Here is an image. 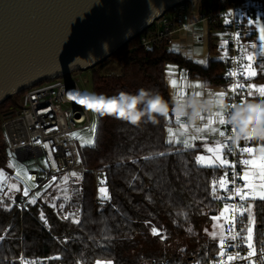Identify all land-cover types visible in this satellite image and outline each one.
Returning <instances> with one entry per match:
<instances>
[{
	"label": "trees",
	"instance_id": "obj_1",
	"mask_svg": "<svg viewBox=\"0 0 264 264\" xmlns=\"http://www.w3.org/2000/svg\"><path fill=\"white\" fill-rule=\"evenodd\" d=\"M221 7L219 0H204L201 8L211 13ZM208 25L209 50L215 51L222 40L220 25L213 21ZM150 29L88 68L94 101L101 95L112 97L120 91L135 94L144 88L158 93L171 107L165 75L168 63L187 69L208 86L226 85L224 61L210 59L207 65H200L170 50L164 40L146 46L141 36ZM112 63L118 65L119 72L102 71L103 66ZM253 80L264 81V72L246 82ZM18 96H10L0 104V168L9 164L1 123L14 113ZM166 126L164 117H158L155 124L134 126L96 111L94 142L79 145L80 159L88 171L69 202V207L76 209L73 214L79 223L64 219L62 210L40 196L24 211L0 200V264H21V256L24 264H96L97 260L112 264H190L213 258L219 242L206 237L204 230L212 223L211 217L222 210L221 191H217L216 198L212 196V183L220 179L222 168H202L195 162L196 148L168 144ZM95 170L106 174L110 200L95 203ZM253 204L254 239L261 244L264 201ZM41 212L47 223L41 220ZM242 218L246 231L247 212ZM153 227L160 235L152 234Z\"/></svg>",
	"mask_w": 264,
	"mask_h": 264
},
{
	"label": "built area",
	"instance_id": "obj_2",
	"mask_svg": "<svg viewBox=\"0 0 264 264\" xmlns=\"http://www.w3.org/2000/svg\"><path fill=\"white\" fill-rule=\"evenodd\" d=\"M219 1L222 7L211 13H206L201 8L204 0L181 1L157 19L151 25V29L141 36V39L146 46L154 40H164L168 46H171L174 42L175 32L183 27L187 14H192L197 20L205 21L208 24L211 21L219 23L218 32L222 36V43L220 48L212 52L211 58L226 63L223 72L226 85L223 86V89L226 93L224 111L227 120L229 111L235 108L230 106H240L243 99L244 88L238 89L235 93H232L230 89L232 85L237 83L243 84L245 87L247 79L241 74L244 60L247 55L256 51V48H252L253 42L250 36L248 37L252 30H248V26L253 25L258 19H264V2L263 0ZM250 21L252 23H249ZM238 35L239 40H237ZM225 51H227V57L224 56ZM229 71H236L238 75L230 77L227 75ZM87 79L72 73L70 76L41 81L19 93L16 98L17 106L14 113L5 117L1 123L8 148L6 160L10 162L17 159L26 164L33 159L34 166L29 169V175L34 177L30 181L34 189L31 190L27 198L22 196V191L9 196L6 184L0 183L1 201H6L10 205H17L21 211H24L27 209V205L25 206L23 202L29 200L30 196L40 190L53 176L63 179L65 175L69 177L67 182L64 181V184L72 197L83 185L88 169L80 159L77 135L90 133L93 130V123L87 105L80 104L78 101L87 100L82 85L83 80L86 81ZM231 128L230 124L224 127L226 136L233 135ZM72 133L77 135L74 137L71 135ZM37 140L40 141L39 144L36 142ZM44 143H48L49 148L45 149ZM226 144L224 157L231 162H236V170L240 172L243 166L239 164V160L242 158L239 148L243 147L244 144L241 139L239 141L228 140ZM53 148L56 149L55 152H53ZM228 148L233 149V152L229 153ZM66 153L70 155H66ZM243 158H247V155L244 154ZM26 165L27 167L30 166L29 164ZM224 171L223 168L220 170L219 178L223 176ZM227 171L228 179L231 180V168ZM72 172H76L77 177H72ZM94 179V201L95 203L104 202L99 198L98 189L101 187L100 181L102 179L107 180L106 174L103 171L95 170ZM237 183L242 182L238 180ZM229 187L231 188V185ZM226 195L221 191L220 197ZM222 200V209L225 203H240L238 197L235 200ZM242 230L243 218L240 215L235 216V222L231 229H229V222L225 221L224 238L227 244L238 245L235 248H228V255L237 253L240 256L247 255L249 251L247 243L241 239V236H246L247 232H242ZM231 235H237V239L233 241L230 238ZM251 242L255 255L248 260H234L230 264H264V239L261 244L256 243L254 227ZM219 252L220 248L214 257L207 262H191L190 264H219ZM224 260L226 261V256ZM20 262L24 264L23 256L20 257Z\"/></svg>",
	"mask_w": 264,
	"mask_h": 264
},
{
	"label": "water",
	"instance_id": "obj_3",
	"mask_svg": "<svg viewBox=\"0 0 264 264\" xmlns=\"http://www.w3.org/2000/svg\"><path fill=\"white\" fill-rule=\"evenodd\" d=\"M185 0H0V104L103 62Z\"/></svg>",
	"mask_w": 264,
	"mask_h": 264
},
{
	"label": "snow or ice",
	"instance_id": "obj_4",
	"mask_svg": "<svg viewBox=\"0 0 264 264\" xmlns=\"http://www.w3.org/2000/svg\"><path fill=\"white\" fill-rule=\"evenodd\" d=\"M249 23H252L251 21ZM259 39L261 41H264V26H261L259 28ZM239 35L237 36V40H239ZM225 44H227V41H225ZM256 45L252 44V48H255ZM224 56L227 57V51H225ZM253 59L252 54H249L247 56V60L250 62L243 66L242 75L245 77V79H248L250 77H254L257 75L256 71L253 70L251 61ZM203 63V61H201ZM169 74H172L171 67L169 68ZM230 77H236L238 73L236 71H229L227 73ZM171 85L173 88L176 87L177 81L176 79L171 80ZM194 87L199 88L200 85L197 84ZM244 85L237 83L232 85L230 91L232 93L237 92L238 89H243ZM255 94H258L259 97H264V87H257L255 84H249L248 85V96H254ZM183 92L181 91L179 93V98L182 100L183 98ZM195 96H200V92H195ZM225 92H217L216 96L220 97V100L217 102L221 108V111H218L214 113L212 116L207 117V122L203 123L202 127H194V133L190 136L189 139H186L183 141V145L185 147H192V145L189 143V140L196 141L197 139L204 140V149L205 152L210 155L200 154L196 156V164L202 168H211V169H217V168H223L225 169L223 176L217 181L214 180L212 183V196L216 198L217 191H222L226 193L227 195L224 197H219L221 199L226 200H235L237 197L239 198L240 203L239 204H229L225 203L223 209L221 210L220 214L218 216H212L211 219L213 221L219 222L221 219H224L226 222H229V229H231L232 225L235 222V216L240 215L241 217L244 216L245 212H247L249 220H248V226L246 227V236H241V239L244 240L247 243V247L249 249L246 256H240L239 253L235 255H228L227 249L228 248H235L238 247V245L232 244L229 245L226 242V239L224 238L223 234L220 235L219 239V264H230V262L242 259V260H248L252 256L255 255V250L253 248L252 244V233H253V227L255 224V216L253 213V202L256 200L264 201V147H260L259 149L251 146H243L239 148V151L241 153L242 158L239 160V164L243 167L241 168L240 172H237V165L236 162H231L229 159L223 156V151L227 147L226 141L228 140H234L239 141L240 139H237L235 136V129L232 127L231 132L233 135L226 136L225 130H220V128L214 126L215 124H218L220 126H226L229 124L228 120L225 119V116L223 114V109L225 108V105L223 104V98L225 97ZM75 99V97H73ZM80 104H86L89 109H95L98 112H107L111 113L116 111L115 107L113 106L112 102H106L102 99H98L96 101H87L84 99H81L78 101ZM230 107H236L235 105H232ZM124 113L121 112V115ZM215 117V119L213 118ZM177 123L179 124V127L184 130L185 133L189 130V125L185 122L181 121L180 117H175ZM201 121L205 120V117L203 115L199 118ZM169 138L167 143L170 145L179 144L181 141L176 138V134L173 133L172 128H168ZM200 133H208V134H218L220 138H223L225 142H222L221 140L217 139L214 141L213 146H209L207 144V135H196ZM256 130L253 129L252 135L246 136L244 140L247 142L249 140H252L255 138ZM72 136H76V133H72ZM38 144L40 141H36ZM91 141H84L81 144V147L85 146L86 144H90ZM43 147L45 149L49 148L48 143H44ZM53 152L56 151L55 148L52 149ZM229 153L233 152V149L228 148L227 149ZM244 154H247V158H243ZM66 155H70L69 153H66ZM161 155H165L164 153H161ZM47 164V161L45 162ZM79 163V161H77ZM231 168L232 170V176L231 180L228 179V171L227 169ZM19 175V173H18ZM72 177H77L76 172L71 173ZM34 179L33 176H27L28 181H32ZM56 176H53L51 178V181L49 184L44 185V188H47L51 185V183L56 181ZM69 177L65 175L64 181L67 182ZM241 181L242 183H237V181ZM101 187H99L98 192L100 194L101 201H107L110 200L111 197L108 194L107 188H106V179H102L100 181ZM231 185V188L229 187ZM15 187V185H13ZM22 196L27 198L29 197V187H25L22 192ZM40 193L37 192L34 194L32 198H30L27 201H24V205L26 206L28 203L35 204L36 203V197H39ZM248 202V203H245ZM55 207V204L52 205ZM60 208H64V204H60ZM40 218L42 221L47 223L44 213H40ZM64 219L72 218L73 223H79V220L74 218L73 213H68L64 217ZM147 223V222H146ZM189 231H191L189 229ZM207 231V229L205 230ZM244 230H242L243 232ZM151 232L153 235H160L157 228L153 227L151 229ZM213 239L216 238L217 233L214 231L210 234ZM163 239V237H161ZM233 241L237 239V235H231L230 237ZM226 256V261L224 260V257ZM96 264H111V261H101L97 260Z\"/></svg>",
	"mask_w": 264,
	"mask_h": 264
},
{
	"label": "crops",
	"instance_id": "obj_5",
	"mask_svg": "<svg viewBox=\"0 0 264 264\" xmlns=\"http://www.w3.org/2000/svg\"><path fill=\"white\" fill-rule=\"evenodd\" d=\"M184 25L181 29L177 30L175 32L174 36V42L171 46H169V49L172 51H175L177 53H180L182 56H184L187 59H191L194 62L199 63L200 65H207L208 61L211 58V54L213 51L209 50V25L205 21L197 20V18L192 14H187L184 19ZM261 26H264V19H258L254 22L252 27V33L250 35V38L253 42V44L256 45V51L251 53L253 56V59L251 61L253 70L256 71L257 75L261 72H264V62L262 61L264 59V41H261L259 39V28ZM221 46V41L219 42ZM217 48V49H218ZM216 49V50H217ZM248 56V55H247ZM247 56L244 60V65L250 63L247 60ZM203 61V63H201ZM171 67L172 74H169V68ZM165 75H166V81L170 90V95L172 102L175 100L177 102H181L182 100H185L187 98L195 96V92H200V96H198L201 100L211 99L214 101V108L213 111L203 113L202 115L205 117L204 121H201L200 119L196 123H191L188 121V119L181 118L182 122H185L189 125V130L187 133L184 132L183 129L179 127V124L177 123L175 119L174 113L170 112L168 117L166 118L167 126H166V140L168 141L169 133L168 128H172L173 133L176 134V138L181 141L179 144H174L172 146H179L183 148H196V156L200 154L210 155L205 152L204 149V140L197 139L196 141L189 140V143L192 145V147H185L183 145V141L186 139H189L191 135L194 133V127H202L203 123L207 122V117L212 116L214 113L221 111V108L219 104L217 103L220 100V97L216 96L217 92H224L223 86H208L205 81L197 76L191 75L189 71L183 67H180L173 63H168L165 66ZM256 75V76H257ZM176 79L177 85L175 88L171 85V80ZM249 79V78H248ZM199 84L200 87L196 88L195 85ZM249 84H255L257 87H264V81H248L245 84V89L243 93V99L240 104V107H243L246 103L249 101H259L262 100L259 97L258 94H255L254 96H248V85ZM183 92V98L182 100L179 98V93ZM197 97V96H196ZM223 104H224V98H223ZM223 114L225 116V111L223 109ZM215 119V117H213ZM226 119V118H225ZM214 126L220 128V130H224L225 126H220L218 124H215ZM196 135H207V144L209 146H213L214 141L219 139L222 142H225L223 138H220L218 134H208V133H200ZM252 135V134H251ZM244 146H251L259 149L260 147H264V135H261L256 132L255 138L249 141H245L244 138L241 139ZM247 155V154H246ZM224 156V151H223ZM1 183H5V181H1ZM7 186V183H5ZM8 191L11 192H18L20 190H15L11 186H7ZM248 203V202H246ZM249 218V217H248Z\"/></svg>",
	"mask_w": 264,
	"mask_h": 264
},
{
	"label": "clouds",
	"instance_id": "obj_6",
	"mask_svg": "<svg viewBox=\"0 0 264 264\" xmlns=\"http://www.w3.org/2000/svg\"><path fill=\"white\" fill-rule=\"evenodd\" d=\"M98 99L112 102L116 111L107 113L116 119L140 126L142 123L158 122V117L165 119L169 111L175 117L187 118L189 122L196 123L203 113L211 112L214 101L211 99L201 100L196 96L182 100L173 101L171 107L158 93L149 89L140 88L135 94L120 91L116 96L105 98L103 95ZM121 112L124 114L121 115ZM229 124L235 129L237 139H243L252 134L253 129L264 135V100L249 101L243 107L237 105L227 115Z\"/></svg>",
	"mask_w": 264,
	"mask_h": 264
},
{
	"label": "rangeland",
	"instance_id": "obj_7",
	"mask_svg": "<svg viewBox=\"0 0 264 264\" xmlns=\"http://www.w3.org/2000/svg\"><path fill=\"white\" fill-rule=\"evenodd\" d=\"M88 70L89 69H86V71L81 70V72L78 71L75 73L79 76H83V79H86L88 77L86 81L83 80L82 85L86 93L87 101H94L93 94H92V87H91V79L89 78V75H88L90 72L88 73ZM119 70L120 68L118 67V65L114 63L106 64L105 66H103V69H102L103 72H119ZM82 71H85V72H82ZM89 112L92 118L93 130L90 133H84V134L77 135L78 145L80 146L84 141H91L90 144H86V145H91L94 142L95 127H96V110L89 109ZM26 164H29L30 166L27 167ZM26 164L21 163L17 159H13L12 161L9 162L6 168H0V183L1 181H5V183H7V186H11L13 189L20 190L22 192L25 187H29V193H30L31 190L34 189V187H33V184L27 180V176H29V169L33 168L34 166L33 159L29 160ZM50 181L51 179L48 180L45 183V185L49 184ZM13 185H15V187H13ZM37 192L40 193V197L42 199L46 200L51 205L55 204V207L62 210V212L65 215L68 213H74L76 210L73 206L69 207V202L70 200L75 198V195L73 197L70 196V192L68 188L65 186L63 178H57L56 181L51 183L49 187L47 188L42 187L40 190L36 191L35 193ZM34 194L30 196V198H32ZM9 196H13V195L9 193ZM62 203L64 204V208L61 209L60 204ZM206 229L207 231H205ZM205 230H204V233L206 237L211 236L210 234L215 231L217 233L216 239L219 242L220 235L223 234L224 236L225 234V220L221 219L219 222L212 221V223L209 224L205 228Z\"/></svg>",
	"mask_w": 264,
	"mask_h": 264
}]
</instances>
